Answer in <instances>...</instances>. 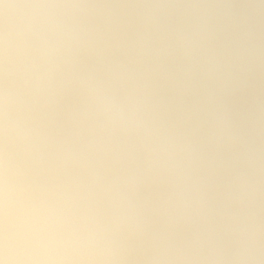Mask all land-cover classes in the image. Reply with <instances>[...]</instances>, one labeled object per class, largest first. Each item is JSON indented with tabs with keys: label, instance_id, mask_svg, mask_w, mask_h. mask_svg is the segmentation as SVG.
Instances as JSON below:
<instances>
[{
	"label": "clouds",
	"instance_id": "1",
	"mask_svg": "<svg viewBox=\"0 0 264 264\" xmlns=\"http://www.w3.org/2000/svg\"><path fill=\"white\" fill-rule=\"evenodd\" d=\"M0 264H264V0H0Z\"/></svg>",
	"mask_w": 264,
	"mask_h": 264
}]
</instances>
